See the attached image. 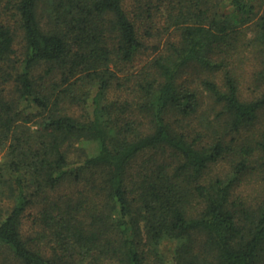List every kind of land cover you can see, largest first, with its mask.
I'll return each instance as SVG.
<instances>
[{"label":"trees","instance_id":"1","mask_svg":"<svg viewBox=\"0 0 264 264\" xmlns=\"http://www.w3.org/2000/svg\"><path fill=\"white\" fill-rule=\"evenodd\" d=\"M263 113L264 0H0V264H264Z\"/></svg>","mask_w":264,"mask_h":264},{"label":"rangeland","instance_id":"2","mask_svg":"<svg viewBox=\"0 0 264 264\" xmlns=\"http://www.w3.org/2000/svg\"><path fill=\"white\" fill-rule=\"evenodd\" d=\"M135 1H137V0H126L127 5L129 7L130 6L132 7L134 5ZM166 39H167V37H163L162 38V41H165ZM151 56H152V54L142 55L138 59V61L136 62V64H134V68L133 69L134 70L135 69H140L142 67V64L143 63L144 64L146 63L145 60L147 59V57H151ZM140 62H142V63H140ZM246 92L249 93L248 91H246ZM90 109L92 110L93 107L91 106ZM261 127H264V113L261 115L260 120L258 121L257 125L255 126V130H257V129L261 128ZM83 146H85V148L87 149V151L89 153L95 154L96 151H97V144L95 142H92V141L84 142L83 143ZM3 160H4V152L0 151V164L3 162ZM245 183L246 182L244 181L243 186L241 187V189L239 190V192H243L244 194L249 195V193L253 190V187H252L251 184L250 185H247ZM252 184H254V183H252ZM24 230H25V233H32L33 228L31 226V220H29V219H26L25 220V228H24Z\"/></svg>","mask_w":264,"mask_h":264}]
</instances>
